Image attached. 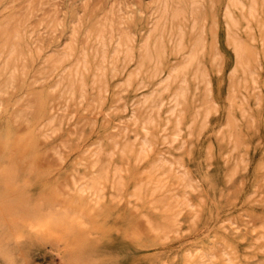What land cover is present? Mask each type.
Returning <instances> with one entry per match:
<instances>
[{"label":"rangeland","instance_id":"1","mask_svg":"<svg viewBox=\"0 0 264 264\" xmlns=\"http://www.w3.org/2000/svg\"><path fill=\"white\" fill-rule=\"evenodd\" d=\"M48 1L53 5L51 10L58 9L62 18L73 9L93 18L110 0H88L85 11L81 0ZM126 1L138 6L151 0ZM27 3L28 0H0V18L13 15L16 21L24 20ZM5 6L9 9L3 11ZM205 6L199 34L205 44L200 62L206 82L190 80L189 100L177 141L173 145L156 144L155 152L161 151L165 159L175 163L171 173L176 175L177 183L166 190L174 194L187 191L195 204L193 210L177 219L167 237L159 229L163 223L160 214L167 201L164 193L155 199L130 197L136 177L146 180L143 172L157 154L137 163L133 171L131 162L121 153L123 143L131 142L137 133L130 120L132 111L149 91H137V83L125 92L120 87L137 63L110 79L100 109L90 106V101L67 108L63 99L54 97L48 105L52 112L42 114L36 105L37 96L57 78H43L35 72L42 68L41 62L47 56L65 49L69 29L61 26L54 31L40 25L38 12L29 19L26 32L35 39L32 47L41 51V59L2 99L0 134L6 133L9 140H5L8 157L0 158V167L13 163L19 178L23 177L24 187L15 196L43 202L54 194L56 203L67 204L71 193L66 182L75 172L89 173V158L84 151L106 144L107 151L115 153L111 162L124 167V186L113 190L108 185L99 205L91 207L83 252L95 255L97 264H178L186 251L208 242L215 245L217 254L226 246L235 251L238 264L264 261V44L257 37L250 41V67L256 73L257 85L237 87L241 74H233L236 59L221 18L223 4L206 0ZM214 13L219 17L217 27L213 25ZM137 41L136 47L140 45L139 38ZM174 45H168V57L172 65H178L180 59L171 55ZM199 109L202 122L191 127ZM206 110L210 114L204 120ZM52 115L56 120L49 128L46 124ZM125 127L127 134L120 135ZM169 174L165 167L153 178H168ZM231 222L240 230H232ZM14 258L16 264H61V256L48 247L25 245L14 251ZM0 264H6L2 258Z\"/></svg>","mask_w":264,"mask_h":264},{"label":"bare ground","instance_id":"2","mask_svg":"<svg viewBox=\"0 0 264 264\" xmlns=\"http://www.w3.org/2000/svg\"><path fill=\"white\" fill-rule=\"evenodd\" d=\"M86 1L81 0L84 4ZM205 1L151 0L138 7L126 0H110L93 18L81 15L76 9L62 18L58 9L51 10L53 5L48 0H28L24 20L16 21L13 15L0 18V106L7 91L19 84L41 59V51L32 47L35 39L26 32L30 17L38 12L40 25L54 31L61 26L69 29L65 49L47 56L41 62L42 68L35 72L43 78H57L47 91L37 96L36 105L42 114L50 111L48 105L54 97L63 99L67 108L90 101V106L100 109L109 91L110 79L137 63L136 69L120 84L124 92L135 83L137 91L149 90L131 114L137 133L131 142L121 147L122 155L131 162L134 171L137 163L152 158L156 144L173 145L177 141L189 100L190 80L198 84L206 82L200 62L205 44L199 34ZM219 2L223 4L221 18L236 59L233 74H241L236 85L242 89L250 88V84L256 86V73L250 67L253 58L250 41L257 37L264 44V0ZM8 9L5 6L3 11ZM212 9L215 10V6ZM213 18V25L217 27L219 17L214 13ZM138 38L140 45L136 47ZM82 43L84 46L80 45ZM171 43L175 44L171 55L180 59L178 65L169 62L168 45ZM206 92L209 95V84ZM200 113L201 109L191 127L201 120ZM209 114V110L204 112V120ZM55 120L56 116L52 115L46 126L52 127ZM127 132L128 127H125L119 134L125 136ZM5 140H9L6 133L0 134L2 160L8 157ZM161 153H156V159L143 172L146 180L137 178L134 173L132 180L136 179L130 197L155 199L164 193L167 201L160 214L163 223L159 229L166 232L167 237L177 219L187 210H193L195 204L187 191L174 194L166 190L177 183V177L171 173L175 163ZM84 154L89 158V173L75 172L66 182L71 193L68 205L56 203L54 194L43 202L15 196L24 187L23 177L19 178L13 163L0 167V258L6 264H16L14 251H20L25 245L50 248L61 256V264L98 263L95 255L83 252L85 229L91 223L88 217L91 207L99 205L108 185L113 190L124 186V167L111 162L115 153L107 151L104 143L93 151L89 147ZM165 167L170 172L168 178L154 179ZM234 225L236 223L231 222L232 230H240ZM141 231L147 234L142 228ZM178 264H238V256L228 246L217 254L215 245L208 242L194 251H186ZM256 264H264V261Z\"/></svg>","mask_w":264,"mask_h":264}]
</instances>
